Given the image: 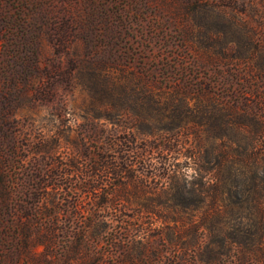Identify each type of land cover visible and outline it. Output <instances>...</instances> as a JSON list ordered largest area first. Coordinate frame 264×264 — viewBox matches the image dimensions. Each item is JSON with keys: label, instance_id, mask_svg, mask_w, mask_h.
Masks as SVG:
<instances>
[{"label": "trees", "instance_id": "trees-1", "mask_svg": "<svg viewBox=\"0 0 264 264\" xmlns=\"http://www.w3.org/2000/svg\"><path fill=\"white\" fill-rule=\"evenodd\" d=\"M21 2L38 5L37 0ZM39 22L23 25L36 30ZM76 23L94 56L97 40L104 38L92 24ZM68 29L66 21L62 31ZM65 36L59 47H67ZM24 41V71L31 72L39 69L41 39L36 34ZM113 56L108 51L101 60ZM131 75L140 86L137 96L157 102L167 71L140 67ZM57 89L51 85L41 95L53 99ZM197 91L205 95L201 87ZM28 92L20 89L19 97ZM102 92L114 97L118 86L106 84ZM16 101L0 104V264H264V178L220 174L222 166L235 163L249 173L257 170L261 152L218 145L219 136L210 134L204 157L209 169L219 167L218 177L188 184L166 161L153 166L144 159L147 151L174 150L182 125H172L168 140L167 128L159 141L149 140L153 131L141 129L148 116L133 107L137 102L94 103L90 110H104L111 127L98 129L95 119L103 114L88 118L79 125V143L71 145L73 126L65 104L56 108L63 119L60 114L53 131L17 119ZM231 114L233 107L223 127L237 123ZM163 180L169 181V195Z\"/></svg>", "mask_w": 264, "mask_h": 264}, {"label": "rangeland", "instance_id": "rangeland-1", "mask_svg": "<svg viewBox=\"0 0 264 264\" xmlns=\"http://www.w3.org/2000/svg\"><path fill=\"white\" fill-rule=\"evenodd\" d=\"M37 1L38 5L0 0V104L18 98L17 119L34 120L36 126L55 131L61 114L56 108L63 103L73 126L68 142L75 145L79 125L86 119L103 114L95 119L98 129L112 125L104 110H90L94 103L133 106L137 102L133 107L148 116L141 129L153 131L147 133L149 140L157 137L159 141L165 128L168 140L172 125H182L174 150L147 151L144 159L153 166L166 161L167 168L178 169L188 184L218 177L219 167L209 169L212 166L204 157L210 134L219 136L218 145L239 151L253 148L264 157V0ZM76 19L88 27L92 24L104 38L97 40L94 56L78 34ZM38 20L35 27L42 26L39 29L23 25ZM66 21L69 29L64 33ZM36 34L41 39L39 69L26 72L24 38ZM63 36L67 37L66 48L59 47ZM108 51L114 56L101 60ZM140 67L167 71L155 103L137 96L140 86L130 78ZM55 84L58 89L53 99L41 95ZM106 84L118 86L114 97L102 92ZM24 87L29 92L22 98L18 91ZM199 87L204 96L199 95ZM230 107L237 123L223 127ZM228 166H222L224 177L250 181L257 173V178H264V158L250 173L238 163ZM162 182L167 195L171 194L169 181Z\"/></svg>", "mask_w": 264, "mask_h": 264}]
</instances>
